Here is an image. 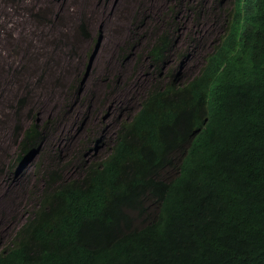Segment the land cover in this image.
<instances>
[{
  "label": "trees",
  "instance_id": "obj_1",
  "mask_svg": "<svg viewBox=\"0 0 264 264\" xmlns=\"http://www.w3.org/2000/svg\"><path fill=\"white\" fill-rule=\"evenodd\" d=\"M208 6L172 0V15L156 14L143 32L149 40L139 57L153 76L139 102L116 110L124 119L115 114L108 131L106 120L102 131L98 122L85 131L70 156L60 148L46 154L38 207L0 249V264H264V0L236 1L228 39L200 81L183 82L180 68L201 33L191 27L179 38L176 22ZM80 27L84 33L83 18ZM131 46L124 42L120 56ZM54 63L65 71L67 64ZM80 86L79 76L71 79L69 94ZM92 99L80 94L76 112V99L64 96L53 115L32 116L25 129L19 122L10 168L41 151L56 125L76 124L84 110L87 118ZM104 131L108 155L88 160Z\"/></svg>",
  "mask_w": 264,
  "mask_h": 264
},
{
  "label": "rangeland",
  "instance_id": "obj_2",
  "mask_svg": "<svg viewBox=\"0 0 264 264\" xmlns=\"http://www.w3.org/2000/svg\"><path fill=\"white\" fill-rule=\"evenodd\" d=\"M171 1L0 0V249L12 242L19 226L38 207L39 165L47 160L46 154L60 148L64 156H70L85 131L96 128L97 122L102 131L101 121L105 120L104 130L108 131L111 117L119 114L116 110L126 111L139 102L141 91L153 76L146 58L139 57L149 40L143 32L156 24V14L172 15L167 11ZM186 16L177 20L175 34L182 38L196 27L208 41L206 25L198 26L196 17ZM103 34L106 40L101 43ZM130 39L132 49L126 48L121 57L119 49ZM56 60L61 66L67 64L65 71L54 63ZM182 68L186 76L192 75L197 70L196 60L187 59ZM78 76L80 92L73 89L69 94V83ZM37 82L47 89L38 88ZM25 86L31 87V95L16 113ZM83 93L84 98L93 97L89 121L84 110L76 124L65 121L56 125L41 151L10 168L18 152L13 138L15 126L20 122L25 129L32 116L41 121L53 115L64 96L76 99L70 109L78 112L76 104L80 110L84 106L79 102ZM107 134L86 152L88 160L107 155Z\"/></svg>",
  "mask_w": 264,
  "mask_h": 264
},
{
  "label": "clouds",
  "instance_id": "obj_3",
  "mask_svg": "<svg viewBox=\"0 0 264 264\" xmlns=\"http://www.w3.org/2000/svg\"><path fill=\"white\" fill-rule=\"evenodd\" d=\"M236 1L237 0H221L220 2H218L216 0H209V6H208L209 10H206L203 13L199 14V16H196L197 25L200 26L201 24L204 23L208 28L206 32L209 33L207 35L209 39L207 41L204 38V36L202 35L203 34L202 31H201L202 34L196 36L197 38H199L200 43H196L195 48L197 49L190 57H187V59L194 58L196 60L197 70L192 75L186 76V74L183 73L184 69L181 66L182 69L181 68L180 69L183 74L182 77L183 82H188L189 80H193V79L200 81L202 77L203 69L209 60V56L213 55L216 52L217 50L216 47L219 44L224 43L228 39V36L230 35L233 29L234 19L232 17L231 12L233 11L234 6L236 5ZM246 1L247 0H242V3ZM214 6L216 8L212 9V7ZM237 40H240V38L238 37ZM209 45H211L210 48ZM235 52L236 50L234 49L231 53L230 59L235 58ZM186 61L187 60H185V63ZM185 63L183 64V66L185 65ZM114 117L115 114L111 117L112 123L114 121ZM119 118H120L119 120H122L120 116ZM111 122L109 125L110 128H112ZM117 122L115 121L114 124H118ZM104 133L106 134L107 131H104Z\"/></svg>",
  "mask_w": 264,
  "mask_h": 264
},
{
  "label": "bare ground",
  "instance_id": "obj_4",
  "mask_svg": "<svg viewBox=\"0 0 264 264\" xmlns=\"http://www.w3.org/2000/svg\"><path fill=\"white\" fill-rule=\"evenodd\" d=\"M11 22V21H10ZM13 22V21H12ZM13 25V24H12ZM40 27V26H39ZM21 28V27H20ZM19 29V28H18ZM25 30V29H24ZM27 30V29H26ZM106 40V36L103 34L102 36V40H101V43H104Z\"/></svg>",
  "mask_w": 264,
  "mask_h": 264
},
{
  "label": "water",
  "instance_id": "obj_5",
  "mask_svg": "<svg viewBox=\"0 0 264 264\" xmlns=\"http://www.w3.org/2000/svg\"><path fill=\"white\" fill-rule=\"evenodd\" d=\"M30 157H32V156H30ZM21 166H22V164H21Z\"/></svg>",
  "mask_w": 264,
  "mask_h": 264
}]
</instances>
